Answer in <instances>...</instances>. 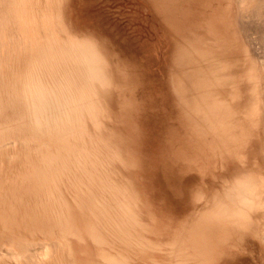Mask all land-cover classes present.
Listing matches in <instances>:
<instances>
[{"label": "bare ground", "instance_id": "obj_1", "mask_svg": "<svg viewBox=\"0 0 264 264\" xmlns=\"http://www.w3.org/2000/svg\"><path fill=\"white\" fill-rule=\"evenodd\" d=\"M119 1L0 0V264H216V222L264 245V171L195 186L182 218L154 178L173 138L184 150L188 117L195 139L206 117L247 123L257 109L234 103L256 67L237 84L238 60L204 48L194 0ZM237 1L264 24V0ZM139 13L160 23L161 83Z\"/></svg>", "mask_w": 264, "mask_h": 264}, {"label": "rangeland", "instance_id": "obj_2", "mask_svg": "<svg viewBox=\"0 0 264 264\" xmlns=\"http://www.w3.org/2000/svg\"><path fill=\"white\" fill-rule=\"evenodd\" d=\"M137 3L144 8L142 0H137ZM120 4L124 6L125 0H120L117 4L114 2L112 8L117 10ZM188 5L192 6L187 9L188 16L196 14L198 23L205 31L210 32H204L208 35L203 41L204 48L222 58L225 56L231 63L238 60L240 74L237 84L244 78L249 66L256 67L257 81L242 80L244 87L239 84V95L234 104L251 112L257 109V112L246 118L247 123H234L235 127L232 129L217 125L214 127L206 117L198 139H195L196 131L191 118H187L184 150L180 153L177 141L173 138L174 145L172 144L169 154H166L167 163L162 173L158 170V175L154 177L161 182L159 187L162 189V197L168 201L167 206H173L177 218H182L188 212L189 196L195 186L203 188L205 192L213 186L216 191H220L226 179H230L238 168L255 167L264 171V66L259 61L256 62L257 56L255 58L250 49L252 43L264 46V24L251 16H244L241 20L237 0H194L192 5ZM133 8L134 6H126L125 11ZM156 22L158 25L153 26L143 13L135 16L139 41L142 40L146 47L144 53L157 62L158 69L155 73L161 83L166 81V48L163 46L160 23ZM254 214V226L259 228V225H263L260 228L264 229L263 215L258 211ZM206 243L208 246L214 245V241L210 239ZM214 246L216 264H264V245L248 229L239 231L238 228L232 229L216 222Z\"/></svg>", "mask_w": 264, "mask_h": 264}]
</instances>
